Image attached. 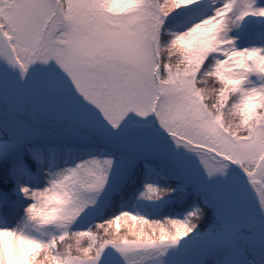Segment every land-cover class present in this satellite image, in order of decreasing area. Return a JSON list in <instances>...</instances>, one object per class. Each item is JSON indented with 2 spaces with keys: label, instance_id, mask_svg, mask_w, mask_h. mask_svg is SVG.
<instances>
[{
  "label": "snow or ice",
  "instance_id": "obj_1",
  "mask_svg": "<svg viewBox=\"0 0 264 264\" xmlns=\"http://www.w3.org/2000/svg\"><path fill=\"white\" fill-rule=\"evenodd\" d=\"M0 264H264V0H0Z\"/></svg>",
  "mask_w": 264,
  "mask_h": 264
},
{
  "label": "trees",
  "instance_id": "obj_2",
  "mask_svg": "<svg viewBox=\"0 0 264 264\" xmlns=\"http://www.w3.org/2000/svg\"><path fill=\"white\" fill-rule=\"evenodd\" d=\"M141 227L144 228L145 232L149 230V228L152 227V225H141L139 222H122L120 225V231L124 232L126 229L128 230L129 238H132V232L138 231Z\"/></svg>",
  "mask_w": 264,
  "mask_h": 264
}]
</instances>
